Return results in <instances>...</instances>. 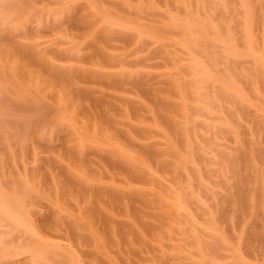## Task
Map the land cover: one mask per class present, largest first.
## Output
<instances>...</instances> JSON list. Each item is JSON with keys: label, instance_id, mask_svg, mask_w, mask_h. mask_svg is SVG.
<instances>
[{"label": "rangeland", "instance_id": "rangeland-1", "mask_svg": "<svg viewBox=\"0 0 264 264\" xmlns=\"http://www.w3.org/2000/svg\"><path fill=\"white\" fill-rule=\"evenodd\" d=\"M0 264H264V0H0Z\"/></svg>", "mask_w": 264, "mask_h": 264}]
</instances>
